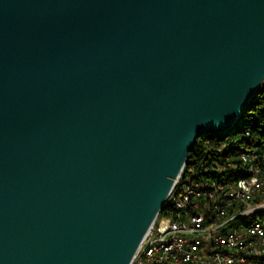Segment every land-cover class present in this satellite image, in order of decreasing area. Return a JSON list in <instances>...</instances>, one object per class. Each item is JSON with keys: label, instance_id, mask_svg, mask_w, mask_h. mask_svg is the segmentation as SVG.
Here are the masks:
<instances>
[{"label": "water", "instance_id": "95a60500", "mask_svg": "<svg viewBox=\"0 0 264 264\" xmlns=\"http://www.w3.org/2000/svg\"><path fill=\"white\" fill-rule=\"evenodd\" d=\"M263 80L264 0H0V264H130Z\"/></svg>", "mask_w": 264, "mask_h": 264}, {"label": "built area", "instance_id": "2783aa9c", "mask_svg": "<svg viewBox=\"0 0 264 264\" xmlns=\"http://www.w3.org/2000/svg\"><path fill=\"white\" fill-rule=\"evenodd\" d=\"M186 164L130 264H264V153L239 150L221 180Z\"/></svg>", "mask_w": 264, "mask_h": 264}, {"label": "trees", "instance_id": "16d2710c", "mask_svg": "<svg viewBox=\"0 0 264 264\" xmlns=\"http://www.w3.org/2000/svg\"><path fill=\"white\" fill-rule=\"evenodd\" d=\"M238 119L219 136H199L189 152L185 168L192 167L203 177L221 180L234 171L226 163L235 160L239 150L255 148L264 153V80ZM220 146L224 148L222 151Z\"/></svg>", "mask_w": 264, "mask_h": 264}, {"label": "rangeland", "instance_id": "374dc122", "mask_svg": "<svg viewBox=\"0 0 264 264\" xmlns=\"http://www.w3.org/2000/svg\"><path fill=\"white\" fill-rule=\"evenodd\" d=\"M238 120H239V119H237V122H238ZM223 149H224L223 146H220V147H219V150L222 151Z\"/></svg>", "mask_w": 264, "mask_h": 264}]
</instances>
